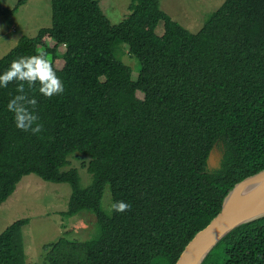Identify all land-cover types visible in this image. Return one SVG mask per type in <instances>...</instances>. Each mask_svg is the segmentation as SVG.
Instances as JSON below:
<instances>
[{"label":"trees","instance_id":"trees-1","mask_svg":"<svg viewBox=\"0 0 264 264\" xmlns=\"http://www.w3.org/2000/svg\"><path fill=\"white\" fill-rule=\"evenodd\" d=\"M27 1L12 10L0 2V15ZM129 1L128 15L112 24L101 0H50L51 26L0 59L2 74L14 59L44 51L64 83L51 98L39 93V82L0 87V206L35 175L70 185L62 216L91 213L99 229L89 240L47 245V264H175L233 187L264 170V0H225L196 33L159 0ZM118 44L138 60L136 80L116 59ZM21 83L37 101L29 106L42 125L35 135L17 129L7 109ZM214 146L222 158L209 168ZM75 153L89 158L92 183L84 189L75 169L62 170ZM105 187L112 203L130 210L108 216ZM28 223L0 234V264H25ZM202 264H264V218L229 233Z\"/></svg>","mask_w":264,"mask_h":264},{"label":"rangeland","instance_id":"rangeland-1","mask_svg":"<svg viewBox=\"0 0 264 264\" xmlns=\"http://www.w3.org/2000/svg\"><path fill=\"white\" fill-rule=\"evenodd\" d=\"M225 0H159L160 9L171 19L191 33L200 30L212 12ZM2 7L12 10L17 0H0ZM129 0H101L100 8L112 24H118L128 15ZM51 26L50 0H28L15 13L0 15V59L10 52L22 37L32 38L42 28ZM157 35L163 34V26L159 24ZM52 48L54 43L48 41ZM64 53L63 46L58 48ZM115 57L131 69L132 80H136L140 66L138 60L129 55L127 46L118 44ZM62 67V62L57 65ZM142 99L141 94H137ZM69 165L63 171L75 169L81 188L92 183V176L85 166L89 158L79 153L68 158ZM216 165V161L214 162ZM71 195L68 184L45 182L35 175L21 179L15 192L0 206V234L18 220L29 219L22 229L25 264L45 263L47 245L53 244L61 237L68 241H85L95 238L99 233L95 216L82 212L76 216H62L67 210ZM111 193L105 187L101 200L102 210L109 216L111 210Z\"/></svg>","mask_w":264,"mask_h":264},{"label":"water","instance_id":"water-1","mask_svg":"<svg viewBox=\"0 0 264 264\" xmlns=\"http://www.w3.org/2000/svg\"><path fill=\"white\" fill-rule=\"evenodd\" d=\"M222 155L216 146L207 165L218 166ZM216 161V165L214 162ZM254 188L252 191L245 193ZM264 218V170L245 178L224 198L220 212L187 244L175 264H202L214 247L238 227Z\"/></svg>","mask_w":264,"mask_h":264},{"label":"clouds","instance_id":"clouds-1","mask_svg":"<svg viewBox=\"0 0 264 264\" xmlns=\"http://www.w3.org/2000/svg\"><path fill=\"white\" fill-rule=\"evenodd\" d=\"M13 80L27 82L30 88L39 82V93L47 98L64 92V83L57 76L44 51L14 59L9 68L0 74V87H7ZM17 91L20 94L7 104L8 111L13 113L15 127L24 132L30 131L33 135L40 133L42 125L38 123L39 117L29 107L34 109L37 103L36 99L23 94V83L20 84ZM130 208L131 205L122 200L114 201L111 204V210L116 214L124 213Z\"/></svg>","mask_w":264,"mask_h":264},{"label":"bare ground","instance_id":"bare-ground-1","mask_svg":"<svg viewBox=\"0 0 264 264\" xmlns=\"http://www.w3.org/2000/svg\"><path fill=\"white\" fill-rule=\"evenodd\" d=\"M254 188H251L250 190H248L246 193H245V195L247 194V193H249L250 191H252Z\"/></svg>","mask_w":264,"mask_h":264},{"label":"built area","instance_id":"built-area-1","mask_svg":"<svg viewBox=\"0 0 264 264\" xmlns=\"http://www.w3.org/2000/svg\"><path fill=\"white\" fill-rule=\"evenodd\" d=\"M64 47V46H63Z\"/></svg>","mask_w":264,"mask_h":264}]
</instances>
